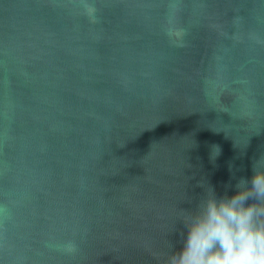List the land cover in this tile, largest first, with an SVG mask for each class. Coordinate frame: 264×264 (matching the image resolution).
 Segmentation results:
<instances>
[{
    "label": "water",
    "instance_id": "obj_1",
    "mask_svg": "<svg viewBox=\"0 0 264 264\" xmlns=\"http://www.w3.org/2000/svg\"><path fill=\"white\" fill-rule=\"evenodd\" d=\"M262 154L264 0H0V264H166Z\"/></svg>",
    "mask_w": 264,
    "mask_h": 264
},
{
    "label": "clouds",
    "instance_id": "obj_2",
    "mask_svg": "<svg viewBox=\"0 0 264 264\" xmlns=\"http://www.w3.org/2000/svg\"><path fill=\"white\" fill-rule=\"evenodd\" d=\"M220 153L212 145L210 161ZM199 186L203 194L194 208L184 209L180 247H173L166 264H264V154L253 161L250 176L226 185L222 194L208 183ZM63 251L78 248L69 243Z\"/></svg>",
    "mask_w": 264,
    "mask_h": 264
}]
</instances>
